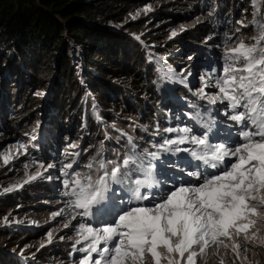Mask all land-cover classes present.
Wrapping results in <instances>:
<instances>
[{"label":"snow or ice","instance_id":"6c2138e0","mask_svg":"<svg viewBox=\"0 0 264 264\" xmlns=\"http://www.w3.org/2000/svg\"><path fill=\"white\" fill-rule=\"evenodd\" d=\"M149 10L150 7L145 9ZM258 16L260 13H255L248 24L240 22L243 28L251 25L257 30V35L250 38L252 43L238 39L234 47H229L232 36L225 34L221 74L216 75L213 68L207 80L201 77L202 87L193 93L209 105H223L226 142L210 143L215 117L209 108L204 119L197 107L195 116L187 115L199 124L201 135L194 134L188 126L163 129L175 135L156 146V152L137 153L129 136L131 152L123 159L105 160L98 151L100 158L94 157L85 166L88 173L82 174L74 169V165L79 167L77 158L81 153L66 150L65 156L73 159L60 163V175L55 178L61 182V194L67 199L65 207L52 213V218L67 215L68 222L63 224L67 228L78 217L91 218L93 209L110 217L95 227L78 222L75 243L84 246L76 249L83 253L77 264H198V257L201 264H207L209 254L220 256L222 251L233 254V264H252L248 252L264 248V17ZM240 31L235 29L233 36ZM179 82L187 86L186 79ZM210 87L217 89L215 94L206 93ZM185 144L194 147H181ZM69 147L76 149L79 145ZM161 151L172 157L185 153L182 159L191 157L189 164L192 160L201 164L196 165L198 170L186 172L177 162L170 165L174 171L179 169L177 174L161 181L156 179L154 163ZM10 159L9 154H4L5 164ZM56 168L57 164L50 163L44 171ZM207 169L216 171L209 173ZM185 175L188 179L182 178ZM42 176L37 171L24 184ZM46 178L52 180L53 176ZM113 185L125 193L126 199L118 198ZM52 238L49 232V243ZM219 264H224L222 256Z\"/></svg>","mask_w":264,"mask_h":264},{"label":"trees","instance_id":"16d2710c","mask_svg":"<svg viewBox=\"0 0 264 264\" xmlns=\"http://www.w3.org/2000/svg\"><path fill=\"white\" fill-rule=\"evenodd\" d=\"M138 1L0 0L1 130L19 132L18 126L24 125L27 121L33 123V106L37 103L41 105L47 103L48 108L51 109L48 121L51 127L46 140L52 149L57 150L56 147L61 144L60 137L63 132L69 130L78 133V126L85 123L82 121V107H79L78 102L87 88L97 99L102 116L106 117L107 121L111 120L120 124L121 128H128L127 120L131 118L133 121L153 122L156 110H159L162 114L161 120H164L167 112L162 111L159 105L167 104V99L164 100L162 96L167 91L159 90L158 80L161 81L162 78L160 71L166 73V67L179 65L177 57L168 55L167 51L177 44L193 45L190 47L195 48L194 39L199 34L207 32L218 33L221 40L225 34L231 36L235 31L230 22L233 7L229 0H216L215 4H213L215 0L206 1V6L210 9L214 7V10L207 16L206 22L198 28L200 33H184L178 38L164 41L153 39L154 44L147 45L150 48L148 50V47L146 48L141 42L142 39L151 40L145 34L147 27L144 25V20H128L125 29H116L117 27L112 26L114 22L123 18L129 6ZM236 1L239 4L237 5L236 2L233 4L236 5L237 10L240 6L246 9L251 8L245 11L248 15L246 20L249 21V17L256 13L255 3V7L252 6L254 0ZM259 1L256 0L258 4ZM193 4L199 8L202 7L199 1ZM254 29L251 25L244 28L237 38L247 40ZM136 35L140 38L137 39ZM203 54L207 59L204 68L207 67L210 72L213 68L217 71L219 65L215 62L216 56L212 49H206ZM75 58L77 62H74ZM80 61L84 63V68L81 73H77L76 65ZM116 77L131 80L135 84L134 88L127 89L123 83L114 82L112 79ZM49 90L51 91L50 96L44 98V93ZM184 91L186 88L183 87L178 97L171 96V101L176 99L175 102L178 104H187L185 98H181ZM37 93H42V95H37ZM153 93L161 95L160 102L158 98L155 99ZM148 97L153 99L154 105L149 104ZM28 101L31 104L29 110L23 111L28 107ZM111 102L115 104L114 112L110 111L113 110L110 108ZM175 102L172 101L169 104L168 112H175V116H180L179 110L173 108ZM194 106L195 109L191 112L193 116H195L197 107L202 117H205L204 109L208 111L210 108L195 102ZM212 110L211 108V112ZM29 111H31L30 115H27ZM180 113L193 121L186 111L180 110ZM55 119L57 122L54 121ZM89 120L92 129L84 135V138L85 142L91 141L92 146L96 136L98 137V127H96L95 116L90 115ZM32 125L34 123L27 129ZM108 126L107 124V129ZM102 141H105V138L99 143ZM137 141L140 140L137 139ZM45 149L48 151L47 146ZM41 188H43L41 185L34 187L38 193ZM48 192L53 193L54 191ZM9 196V194L1 196L0 205H12V199ZM24 197L32 200L35 198L28 194ZM8 228L10 227H4L2 230ZM24 229L17 225L14 230L20 233ZM23 236L24 234L21 235ZM68 250L69 246L66 244H60L54 251L41 250L37 254V260L28 261V264H59L55 261L54 254L67 257ZM0 264L26 263L13 249L0 243Z\"/></svg>","mask_w":264,"mask_h":264},{"label":"rangeland","instance_id":"374dc122","mask_svg":"<svg viewBox=\"0 0 264 264\" xmlns=\"http://www.w3.org/2000/svg\"><path fill=\"white\" fill-rule=\"evenodd\" d=\"M197 1H199V5L202 6L201 8L196 7L193 4V2ZM206 1L210 2V0H146L144 2L143 0H139L137 3L129 6L127 13L123 18L114 22L112 26L117 27L116 29H125L127 28V21L132 20L133 16L136 17L135 19L144 20V25L147 27L145 34L151 40L144 41L142 39L141 42L147 48V45L154 44L153 39H156V41H164L171 40L175 37L178 38L184 33H200L201 31H199L198 28L206 22L209 13L214 10V7L210 9V7L206 6ZM215 2L216 0L213 1V4H215ZM229 2L233 7L230 18L232 28H234V30L237 28L243 30L244 28L240 22L243 21L245 24H248L253 19V16H250L249 21L246 20V18L248 19V15L245 14V11H248L251 8L246 9L240 6L237 10L236 5L233 3L236 2L237 5L239 3L236 0H229ZM254 3L256 5V13H260L261 18L264 17V0H260L259 4L254 0L252 6ZM149 7L151 10L145 11V9ZM181 28H183V30H181ZM173 31H175L177 35L172 36ZM238 34L241 35V31L236 33L235 36H233V34L231 35L232 40L228 42L229 47H234L238 42ZM249 35L250 36L247 40H239H243L248 44L252 43L253 41L250 38L257 35V30L254 29ZM136 36L140 38L139 35ZM210 36L212 37L211 40L208 39ZM218 36V33L215 32H207L202 35L199 34L197 38L194 39L196 42V45L194 46L195 48L190 47L193 45L177 44L167 51L168 55L177 57L179 65L171 68L166 67V73L160 71L162 78L161 81L158 80L159 90L161 92L163 90L167 91V93L162 95L164 100L167 99V104L163 103L159 105V107L162 108V111L167 112V116L164 120H161L162 114L159 110H156L153 122L149 120L146 122L142 120L133 121V118H131L127 120L126 124L128 125L129 130L126 127L121 128L120 124L111 120L107 121L106 117L102 116L97 99L87 88L84 94L80 96L78 102L79 107H82V121L85 123L84 125L82 124L81 126H78V133L69 130L63 132L60 137L61 144L56 147L57 150L52 149L50 145L47 144L46 140L51 127V124L48 123L51 109L48 108L49 104L47 103H45L46 105L37 103V105L33 106L34 125L29 129L27 128L33 123L28 121L25 123L23 122L25 127L24 125L18 126L20 131L17 133L5 132L0 128V202H2L1 196L6 194H9L11 196H9V198L12 199V205H0V243L13 249V251H15V253L18 254L26 264H28V261L37 260V254L41 250L50 249L51 251H54L60 246V244H66L69 246L68 256L63 257L60 254H54L53 257L56 259L55 261L59 264H77L83 253L77 252L76 249L84 246L83 243H75L78 238L75 231L78 222L92 223L95 227L98 226L99 222L102 220H110L109 216L102 212L98 213L96 209H93V216L91 218L78 217L77 220H73L67 228L63 227V224L68 222L69 217L67 215L58 216L55 219L52 218V213L65 207L64 201L67 199L61 194V182L55 178L60 175V163L63 162L64 164H67L73 159L71 156H65L66 150L81 153L77 158L79 167L74 165V169L80 171L82 174L88 173L89 170L85 166L92 161L94 157L96 159L100 158L97 156L98 151H100L105 160L123 159L126 154L131 152V147L128 144L127 139L129 136L132 137L133 142L136 144L137 153L143 155L145 150L148 152H156L158 151V147L156 146L163 143L165 138H172L175 135L174 133H165L163 132V129L188 126L192 128L194 134L201 135L202 129H200L199 124H194L183 113H180V110L191 113L195 109L194 102L198 105L200 103L202 106L204 105L212 108L213 114L217 118L213 132L209 133L210 143L218 144L226 142L224 137L227 135V121L223 115L225 110L223 105L220 102H217L215 105H209L206 99L200 100L193 95L198 88L202 87L201 77L204 76L207 80V73H210V70H208L207 67L204 68L207 59L203 52H205L206 49H212L216 56L215 62L219 65L216 75L221 74L223 65L221 59L223 40ZM156 44L158 43L156 42ZM217 45H221V47L218 48ZM147 49L150 50L149 47ZM74 62H77L76 58ZM76 68L77 73H81L84 68V63L80 61L76 65ZM52 70L53 69H51V71ZM184 79H186L187 86L179 82ZM112 80L114 82L118 81L121 84L123 83L127 86V89L134 88L135 86V84L127 78L116 77ZM18 81H21L20 77L18 78ZM209 83H211V81H209ZM13 86L15 89L16 85L14 84ZM183 87L186 88L187 92H182L181 98H185L187 104H178V102H175L177 101L176 99H172V101L175 102L173 108L177 109V111L179 110L178 113L180 114V116H175V112H168L169 104L172 102L171 96L178 97V93L181 92ZM205 91L209 95H213L217 89L210 87L205 89ZM50 94V90L49 92L44 93V98H47ZM153 96L155 99L158 98V102H160L161 95L153 93ZM152 100L153 99L150 97L147 98L149 104L154 105ZM180 100L182 101L184 99ZM29 105L31 104L28 101V107L23 109V111H28ZM110 105V108L113 109L110 111L114 112L115 104L111 102ZM74 106L75 105H73V107ZM30 112L31 111L26 114L30 115ZM204 112L208 111L204 109ZM90 115L95 116L96 127H98V137L96 136L95 142L92 146L90 144L91 141L88 140L85 142L84 138V135L89 133L92 129L91 121L89 120ZM54 121L57 122V119ZM107 124L109 125L108 129ZM112 125H115V127H112ZM158 131L159 135L156 134ZM103 138H105V141L99 143ZM137 139L140 141L138 142ZM150 141L154 142L150 143ZM37 142H40L41 144H37ZM72 144H77L79 147L71 149L69 146ZM45 146H47L48 151H46ZM89 146L91 147L88 148ZM143 146H145V148ZM181 147L191 148L194 146L185 144ZM85 149H87V151H84ZM4 154H9L11 157L8 164L4 163ZM186 156L187 154L181 153L179 157H172L170 154H168L167 157H164V152L161 151L159 160L154 161L156 179L166 181L169 180L170 176H175L179 169L177 168L174 171L170 165L176 164L177 162H179V167L184 168L186 172H193L194 170L192 167L187 166L188 164L186 163L192 158L187 157V159H182V157ZM194 161L196 165L201 164L198 160ZM50 163L57 164V168L48 169L45 172L44 168ZM25 165H28V167L25 168ZM41 165L44 167H41ZM37 171L42 172L43 176L38 177L30 183L24 184L27 177L35 174ZM48 175H52L53 179L48 180L46 178ZM182 178L188 179L185 176ZM170 183H172V181H170ZM20 184H23V187H14ZM40 185L43 188H41L39 191L40 193H38L34 187ZM112 187L113 191L119 192L118 198L126 199L125 193L120 191L117 185H113ZM6 188H12L13 190L5 192L4 189ZM161 188L167 191V187L164 184H161ZM50 190L54 192L49 193L48 191ZM27 194L34 196V200L24 197ZM17 225L25 228L23 232L19 233L17 230H14ZM4 227L10 228L2 230ZM49 232H52L53 234L50 243L47 239V234ZM22 234H24L23 237H21ZM61 237H63V239H61ZM42 244L43 247H41ZM73 245H75V248ZM55 252L57 253V251ZM247 255L248 261H251L252 264H264V248H252ZM220 256L223 257L224 264H233V260L235 259L230 252L225 254L222 251ZM220 256L209 254L206 258L207 264H219ZM197 261L198 264H201L199 257L197 258ZM236 264H240V262L237 261Z\"/></svg>","mask_w":264,"mask_h":264},{"label":"clouds","instance_id":"9594fccd","mask_svg":"<svg viewBox=\"0 0 264 264\" xmlns=\"http://www.w3.org/2000/svg\"><path fill=\"white\" fill-rule=\"evenodd\" d=\"M195 165H196V163H193L192 165H190L194 171L195 170H198ZM207 171H209L210 173H212V172H215L216 170H214V169H207Z\"/></svg>","mask_w":264,"mask_h":264}]
</instances>
